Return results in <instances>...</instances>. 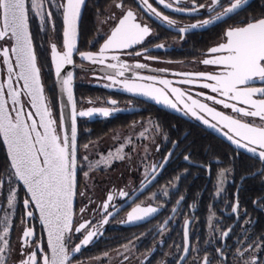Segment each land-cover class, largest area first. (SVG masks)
<instances>
[{
    "label": "flooded vegetation",
    "instance_id": "af4514ba",
    "mask_svg": "<svg viewBox=\"0 0 264 264\" xmlns=\"http://www.w3.org/2000/svg\"><path fill=\"white\" fill-rule=\"evenodd\" d=\"M165 2L173 7L166 8L159 0H148L157 11L175 21L172 26L148 12L142 0H87L84 14L89 11L91 24L88 30L94 35L83 48L78 46L74 55V63L83 66L76 71L75 88L85 87L92 91L93 96L76 99L77 110L107 108L110 114L107 117L93 114L92 117L78 119V124H84L85 131L97 130L102 136L87 143V148L79 146L78 138L74 231L70 234L68 247L71 250L80 244L89 230L98 229V234L79 253L72 254L73 264H203L204 257L210 264H245L253 256L257 264H264V160L233 144L225 135L228 130L209 114L197 109L199 115L209 121L205 124L184 107V103L191 105L188 99L191 96L225 115L264 126L259 117H245L231 108H224L223 104L207 100V96L223 97L201 87L202 83L209 81L195 75L218 74L222 70L202 61L217 55L208 51L225 42L226 30L264 18V0H252L237 14L204 28H192L191 25L211 18L213 13L206 8L178 12L175 11L177 7L191 9V0H181L179 4L176 0ZM195 2L196 5L208 6L211 0ZM222 2L227 5L228 0ZM117 4H122L123 8ZM129 9L135 13L137 22L151 29L143 43L130 49L109 51V59L104 65L82 59L78 53L99 52ZM182 28L187 31L181 32ZM214 33L222 36L202 49L201 43H209V37ZM161 44L163 48L158 47ZM6 47H10V42L4 40L0 43V52ZM57 50L62 51L63 48L57 47ZM137 52L141 54L134 55ZM112 55L119 56L120 63L129 65L123 77H116L118 80H135L164 89L176 103V113L162 109L152 98H137L125 91L121 84H112L106 79L108 75H115V71L108 69L106 64H118L110 59ZM0 58L4 78L2 55ZM138 63L146 67L136 68ZM143 76L156 79H137ZM160 80L170 81V86L159 83ZM186 80L193 82H181ZM254 86L262 87L264 83L257 81ZM171 88L185 93L184 103L177 100ZM23 102L27 108L25 99ZM237 107L248 106L237 103ZM117 110L129 113H115ZM122 115L127 117L122 119ZM168 118L174 119L171 126L166 121ZM121 122L128 124L124 128L114 127ZM212 124L216 128L209 126ZM171 131L183 133L172 146L168 136ZM95 144L98 148L92 153ZM117 154L123 159L117 158ZM221 172L225 174L222 191L219 183ZM5 177L0 183V234L8 184V177ZM17 183L16 204L9 211L10 234L7 239L11 251L5 253L6 264H20L32 251H36L38 257L43 255L35 247L37 243L50 255L37 210L33 208V216L30 219L26 217L23 201L29 197ZM121 192L127 195L121 196ZM110 195L113 199L109 202L107 197ZM237 202L239 207L233 212ZM104 203L109 204L107 212L102 208ZM137 206L154 207L157 211L142 220L128 221V214ZM104 219L108 220L107 224H103ZM22 220L25 223H21ZM185 221H189L187 238L184 235ZM82 223H87V228L75 232ZM26 227L33 228L35 232L33 247L22 248V232ZM229 229L228 237H223L222 233ZM249 247H260L261 250L250 253L247 251Z\"/></svg>",
    "mask_w": 264,
    "mask_h": 264
},
{
    "label": "snow or ice",
    "instance_id": "6c2138e0",
    "mask_svg": "<svg viewBox=\"0 0 264 264\" xmlns=\"http://www.w3.org/2000/svg\"><path fill=\"white\" fill-rule=\"evenodd\" d=\"M148 12L156 16L160 20L172 26L175 21L169 19L157 11L148 0H142ZM166 8H172L171 3L165 0H159ZM181 3V0H176ZM192 8L185 9L181 7L175 8V11H197L199 8L213 13L211 18L204 19L198 24L191 25L192 28H204L217 21H222L227 17L237 14L250 0H228L225 5L222 0H211L208 6L203 4L196 5L195 0H191ZM85 4V0H65L57 6L63 10V23L65 25L63 31V50L58 51L55 44L52 45V62L55 65V75L59 80L61 91L66 95L68 103L71 105L70 133L65 130L63 134L57 130V120L53 118V113L47 98L44 94V87L41 82L40 68L37 64V57L33 48L31 33L29 31V12H34L39 17L41 23L45 19V9L43 0H0V40L5 38L13 39L15 46L10 50L2 49L4 63L7 64V90L4 84L0 83V135L3 142L7 145L8 155L11 158V168L14 170L13 175L22 182L26 187L29 199L23 201L26 209V217L33 216V208L38 210L40 223L47 231V247L50 249V255L45 253L44 248L39 244L35 247L39 252L43 253L40 257L36 251L27 254V259H22L20 264H73V253H79L83 246H87L98 234V229H92L85 233L80 244L75 245L71 250L67 241L70 240V234L73 229V201L76 195V169H77V117H92L94 113L107 117L110 112L107 108H91L88 110L77 111L76 101L73 96V75L71 71L66 72L61 77V71L65 65H72L73 55L76 52L77 22L81 14V8ZM123 8L122 4L116 5ZM221 9L217 11L216 9ZM47 16H52L51 12H47ZM181 32L187 31L186 28L180 29ZM151 34V29L147 25L137 22V17L132 10H127L126 14L119 19L118 24L112 30L109 38L100 48L98 53L85 52L78 53L82 59L104 65L109 59L107 53L109 51H120L133 48L135 45L143 43L145 38ZM224 43L212 47L210 53L217 54L214 58L205 59L202 62L205 65H217L222 70L218 74H195L197 77L203 78L206 83L200 86L210 89L211 92L217 93L223 99H217L213 96H207V100H212L215 104H223L224 108H231L233 112L241 114L245 117H259L264 121V86H254L257 81L264 83V18L249 21L242 27H234L226 30L224 34ZM163 48L164 45H158ZM15 54V67L10 59L9 52ZM137 52L134 55H140ZM111 60L117 63H108L106 67L115 71V75H108L106 79L112 84H121L127 92L137 93L149 96L160 102L164 98L171 108H177L176 103L166 98L163 89H157L152 85L137 83L135 80L125 79L118 80L116 77H123L129 65L120 63L117 55H112ZM136 68H144V64H136ZM15 68L19 71L16 73L17 81H22L20 89L14 86L13 73ZM138 80H152L156 78L152 76L137 77ZM182 83H192V80L181 81ZM159 83L170 86V81L160 80ZM106 87L108 85H105ZM176 95L177 100L184 103L183 97L185 93L178 88L170 89ZM22 92L28 97L31 108L35 109V113L25 112V105L21 101ZM11 97V107L9 106L7 97ZM191 105L184 103L187 112L197 119H202L205 124H209L207 119L199 115V112L209 114L213 120L226 128L227 138L238 148H244L253 155H257L260 160H264V126H256L249 122H243L240 119L225 115L209 107L199 100L192 99ZM227 101H235L238 104L248 107H237V103H229ZM111 103H115L112 101ZM179 110V109H177ZM186 112V114H187ZM14 113V114H13ZM34 116L39 117L37 121ZM64 116H61L63 121ZM29 121H31L29 123ZM216 128L215 124L209 125ZM42 129V131H41ZM232 133L233 135H229ZM238 137V139H237ZM87 148V145H85ZM260 149V151H257ZM117 158L123 159L117 154ZM87 159V157H85ZM187 160L188 157H185ZM155 172V168H153ZM87 175V174H85ZM224 172L220 176V190H223ZM2 186V185H0ZM219 192L217 193V195ZM121 196H126L124 192ZM113 197L110 195L107 200L110 202ZM16 204L15 191H10L8 198V207L14 208ZM239 207L238 202L233 207V212ZM102 208L108 211L109 204L104 203ZM83 211V210H82ZM157 211L154 207L133 208L128 214V221H139L148 215ZM5 221L8 217H4ZM21 223H25L24 220ZM90 223V222H87ZM87 223L80 224L75 228V232L87 228ZM108 220L104 219L103 224H107ZM189 221H185V238H187V225ZM229 231L222 233L223 237H228ZM10 234V228L7 224L0 234V264H6V252H10L9 241L7 237ZM35 236L33 228L26 227L22 232V248L33 247L32 238ZM261 248L255 249L249 247L247 251L250 253L260 251ZM187 253V248L184 249ZM243 256V252L239 253ZM203 264H210L207 257L203 258ZM245 264H257L255 256L245 261Z\"/></svg>",
    "mask_w": 264,
    "mask_h": 264
},
{
    "label": "trees",
    "instance_id": "16d2710c",
    "mask_svg": "<svg viewBox=\"0 0 264 264\" xmlns=\"http://www.w3.org/2000/svg\"><path fill=\"white\" fill-rule=\"evenodd\" d=\"M43 1H44L46 13L51 12L52 16L50 18L47 16V18L45 19V23L42 26L39 23L38 19L34 16L33 12L30 10L29 24H30L34 50L37 57V62L41 71L45 94L48 99L49 105L52 108L53 115L56 117V119H58L59 118L58 96H57L56 84L54 81V73H53L50 53L53 44H55L56 47L60 49L63 48L62 47L63 28H64L63 15H62L63 11L61 10V8H57V9L52 8L49 0H43ZM90 20L91 18L88 11L87 14H84L82 18V33H80L79 48H83V46L86 45L94 35V33H90V31L88 30V26H90L91 24ZM221 36H222L221 33H214L210 35L209 38H211V40L208 41L209 43L202 42L201 48L202 49L208 48L210 42L216 41ZM75 96L76 99L83 100L85 98L92 97L93 93L91 90L86 89L85 87L83 89L80 88V90L79 87H77L75 88ZM125 117L127 116L122 115L121 118L123 119ZM173 120H174L173 118H168L166 120L169 126L173 124ZM127 124L128 123L121 122L119 125H116L114 127L124 128L125 126H127ZM101 136L102 133H100L99 131L93 130L91 132H87L85 131L84 124L83 123L79 124V146H83L91 141L98 140L101 138ZM168 136L170 141L169 145L172 146L173 143L178 141L183 136V133L179 134L171 131L168 134ZM5 176L13 177L14 175L10 167L7 153L4 149L3 143L0 138V183L2 181V178H4Z\"/></svg>",
    "mask_w": 264,
    "mask_h": 264
},
{
    "label": "water",
    "instance_id": "95a60500",
    "mask_svg": "<svg viewBox=\"0 0 264 264\" xmlns=\"http://www.w3.org/2000/svg\"><path fill=\"white\" fill-rule=\"evenodd\" d=\"M252 0H250L251 2ZM65 2V0H64ZM86 4H87V0H85V4L82 6L81 8V14H80V17H79V20L77 22V37H76V52H77V49H78V46H79V42H80V26H81V21H82V18H83V14H84V11H85V7H86ZM250 4V3H249ZM248 4V5H249ZM246 5V6H248ZM245 6V7H246ZM244 7V8H245ZM228 18V17H227ZM226 19V18H225ZM224 19V20H225ZM223 21V20H222ZM221 22V21H219ZM63 27L65 28V25L63 23ZM64 28H63V31H64ZM29 31L31 33V30H30V24H29ZM183 35L185 33H182ZM31 38H32V35H31ZM64 39V37H63ZM4 40H7L10 42V47L8 48L9 50L15 46V41L13 39H9V38H5L3 40H0V43ZM32 43H33V40H32ZM7 48V47H6ZM33 48H34V45H33ZM35 51V50H34ZM74 52V55L75 53ZM1 53V52H0ZM208 53H210V50L208 51ZM212 54V53H210ZM2 54H0V57H1ZM74 55H73V61H74ZM9 56H10V59L11 61L13 62V65L15 67V54L11 53V51L9 52ZM3 57V55H2ZM50 58H51V63H52V67H53V73H54V81H55V84H56V90H57V96H58V113H59V131L58 132H61V134H63V131L67 130L69 133H70V129H71V120H70V111H71V105L68 103L67 101V97L66 95L61 91V86H60V83H59V80L58 78L56 77L55 75V65L54 63L52 62V52L50 53ZM3 64H4V70H5V73L6 75L4 76L3 78V69H2V65H1V58H0V83H3L4 84V88L5 90H7V76H8V73H7V64L4 63V57H3ZM38 64V62H37ZM212 66H217V65H212ZM39 67V65H38ZM80 69H83V66L82 65H77L75 63H73L72 65H65L64 68L62 69L61 71V77L64 76V74L66 72H69L71 71L72 75H73V82H72V87H73V96H74V99L76 101V96H75V84H76V71L77 70H80ZM19 69L18 68H15V71L13 73V82H14V86L17 88V89H20L23 82L22 81H17V78H16V73H18ZM40 77H41V82H42V85H43V80H42V76H41V71H40ZM44 87V85H43ZM164 90V89H163ZM165 94H166V98L168 100H171L173 103V99L169 97V95L167 94V92L164 90ZM44 94H45V90H44ZM132 95H134L135 97L137 98H141V99H145V100H148L149 96H144V95H141V94H137V93H132ZM46 96V94H45ZM23 98L25 99L26 103H27V108H25V112H28V111H31L33 113H35V109L31 108V105L30 103L28 102V97L25 93L22 92V95H21V101L23 102ZM47 98V97H46ZM8 99V103H9V106L11 107V97H7ZM162 109L164 110H167V111H171L173 113H176V108H171L169 107L166 103H164V98H161L160 102H157V100L153 99ZM47 102H48V99H47ZM24 103V102H23ZM49 104V102H48ZM51 107V106H50ZM76 108H77V105H76ZM52 110V108H51ZM78 111V110H77ZM115 113H121V114H124V113H129V111L127 110H117V111H114ZM53 113V111H52ZM14 114V113H13ZM96 115H99V113H94ZM64 116V119L63 121H61V116ZM33 118H35L37 121L39 120V117H36L34 116ZM54 118V116H53ZM78 119H79V116L77 117V169H76V192H77V187H78V138H79V124H78ZM31 121H29L30 123ZM212 130V129H211ZM42 131V129H41ZM0 138H1V141L3 143V146H4V149L7 153V157H8V160H9V163H10V167H11V158L10 156L8 155V149H7V145L3 142V137L2 135H0ZM225 141H228L226 138L222 137ZM12 171H14L12 168H11ZM16 178V177H15ZM16 180L19 182V184L21 185V187L26 191L27 193V190H26V187L22 184L21 181H19L17 178ZM28 197H29V194L27 193ZM30 198V197H29ZM75 201H76V195L74 197V201H73V212H75ZM37 213L39 215V212L37 210ZM41 224V223H40ZM42 225V224H41ZM44 229V227H43ZM44 232H45V235H46V239H47V231L46 229H44ZM68 243V241H67ZM50 251V249H49Z\"/></svg>",
    "mask_w": 264,
    "mask_h": 264
},
{
    "label": "rangeland",
    "instance_id": "374dc122",
    "mask_svg": "<svg viewBox=\"0 0 264 264\" xmlns=\"http://www.w3.org/2000/svg\"><path fill=\"white\" fill-rule=\"evenodd\" d=\"M49 2H50V5L52 6V8L57 9L58 8L57 5L59 3H62L63 0H49ZM43 3H44V1H43ZM44 9H45V5H44ZM33 14H34V12H33ZM44 15H45V19H46L47 18L46 10H45ZM34 16H35V14H34ZM35 17L38 19L39 23L43 26L44 23H45V19H44V22L41 23L39 17H37V16H35ZM23 101H24V99H23ZM57 120L59 121V118ZM94 147L95 148L93 149L92 153H94V150L95 151L97 150L98 145L95 144ZM97 166L98 165H95L94 167H97ZM7 179H8V184H7L6 192H5V194H6V197L5 198L6 199L4 200V210H3L2 217H1V229H2V233H3V229L5 227V224H7V225L9 224V220H10L9 217L11 216L10 213H9V211L11 210V208L8 207V198H9L10 191H13L14 190L15 191V195H16V192H17V189H18L17 188V184L18 183H17V180H16V178L14 176L13 177L12 176H9ZM5 216L8 217V220L7 221H5V219H4ZM1 246H2V242H1Z\"/></svg>",
    "mask_w": 264,
    "mask_h": 264
}]
</instances>
